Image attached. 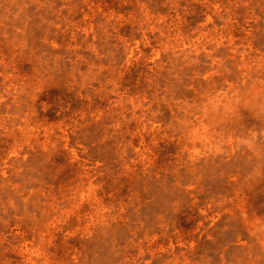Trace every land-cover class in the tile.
<instances>
[{"label":"rangeland","instance_id":"rangeland-1","mask_svg":"<svg viewBox=\"0 0 264 264\" xmlns=\"http://www.w3.org/2000/svg\"><path fill=\"white\" fill-rule=\"evenodd\" d=\"M0 264H264V0H0Z\"/></svg>","mask_w":264,"mask_h":264}]
</instances>
